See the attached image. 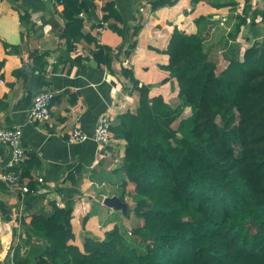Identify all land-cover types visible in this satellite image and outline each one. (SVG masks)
Returning <instances> with one entry per match:
<instances>
[{"label":"trees","instance_id":"obj_1","mask_svg":"<svg viewBox=\"0 0 264 264\" xmlns=\"http://www.w3.org/2000/svg\"><path fill=\"white\" fill-rule=\"evenodd\" d=\"M64 5L63 37L70 52L82 37L78 16L88 5L78 0ZM163 5V0L152 4ZM104 11V21H118L114 2ZM247 14L246 8L230 39L247 24ZM110 28L122 33L116 24ZM204 44L202 36L178 29L172 34L169 63L162 68L176 84L175 105L152 97L150 87L123 70L139 103L118 117L111 132L125 143L122 186L134 192L133 212L142 224L131 234L118 226L103 236L84 232L80 245L72 224L74 200L64 207L54 202L50 214L22 219L33 244L26 256L22 246L14 250V264H264V44L254 42L242 56L238 46L220 71ZM97 47L95 60L110 67L111 50ZM3 66L0 62V71ZM186 108L191 115L173 128ZM28 156L9 171L29 179L33 191L32 174L41 163L32 152ZM76 173L68 176L74 184Z\"/></svg>","mask_w":264,"mask_h":264},{"label":"crops","instance_id":"obj_2","mask_svg":"<svg viewBox=\"0 0 264 264\" xmlns=\"http://www.w3.org/2000/svg\"><path fill=\"white\" fill-rule=\"evenodd\" d=\"M154 1L78 0L88 9L78 16L83 21L82 37L69 52L63 37L68 23L64 0H0V62L4 63L0 71V129H22L23 146L41 163L32 178L44 179L43 183L34 180L35 189L24 196V214H50L51 203L64 207L67 200H74L72 224L80 245L84 232L103 236L114 226L125 227L126 232L120 228L123 233L133 230L134 192L122 186L126 180L122 170L125 143L114 135L109 146L92 139L68 141L75 128L92 138L105 114L114 117L115 125L120 115L137 109L139 96L123 70L131 71L139 85L150 87L152 97L162 96L175 105L176 84L162 68L169 63L166 51L175 29L204 37L205 50L218 67L229 62L238 46L242 56L254 42L264 44V0H163L164 5L156 9ZM108 2L115 3L118 21L103 20ZM246 8L247 24L230 39ZM256 12V25L252 26ZM110 24H116L122 33L112 30ZM98 45L111 50V68L95 60ZM42 92L55 94L51 118L29 125L33 99ZM10 158L11 149L0 144V173L7 171ZM74 170L76 184L68 179ZM114 196L129 205L127 215L104 205L106 198ZM22 198L21 192L10 191L0 182L2 264L13 261L18 246L26 256L33 244L17 237Z\"/></svg>","mask_w":264,"mask_h":264},{"label":"built area","instance_id":"obj_3","mask_svg":"<svg viewBox=\"0 0 264 264\" xmlns=\"http://www.w3.org/2000/svg\"><path fill=\"white\" fill-rule=\"evenodd\" d=\"M54 96L55 94L52 92H42L34 97L32 107L28 114L27 124L44 123L50 120L51 105ZM114 121V117L110 114H105L100 117L92 138L82 130L75 128L69 134L68 141L70 143H82L92 139L100 145L109 146L113 141L111 128L114 125ZM22 136L23 131L20 127L0 129V144L8 146L11 149V158L6 165L7 171L0 173V182L3 183L8 190L21 192L23 195L18 213L19 228L22 227V219L25 217L23 205L24 196L33 192L29 188V179H22L20 175L9 171V169L29 159L28 151L23 146ZM32 180H36L40 183L44 182V179L41 177H36ZM20 233L21 231L19 230L18 235H20ZM10 264H14L13 261Z\"/></svg>","mask_w":264,"mask_h":264},{"label":"rangeland","instance_id":"obj_4","mask_svg":"<svg viewBox=\"0 0 264 264\" xmlns=\"http://www.w3.org/2000/svg\"><path fill=\"white\" fill-rule=\"evenodd\" d=\"M225 68V66L224 65H220L219 67H218V70L220 71V70H222V69H224ZM191 115V109L190 108H186L185 109V111L183 112V114L181 115V117L180 118H178V119H176V121H174V123L172 124V127L173 128H177L179 125H180V123H181V121L184 119V118H187L188 116H190ZM135 204H136V202H135V200H134V197H133V205H132V210H131V214H132V228H131V230L132 229H135V227H137L138 226V217L136 216V214L133 212V208L135 207ZM120 228H122L125 232L127 231L126 229H125V227H123V226H121ZM18 230H20L21 231V233H20V235H17V237H18V240L19 239H23V238H25V233H23L24 232V229L21 227V228H18ZM104 232V231H103ZM103 235H105V233L103 234ZM6 264H10V263H8V262H6Z\"/></svg>","mask_w":264,"mask_h":264},{"label":"water","instance_id":"obj_5","mask_svg":"<svg viewBox=\"0 0 264 264\" xmlns=\"http://www.w3.org/2000/svg\"><path fill=\"white\" fill-rule=\"evenodd\" d=\"M104 205L113 210H121L125 215L128 214L129 205L123 202L119 197H108L104 200Z\"/></svg>","mask_w":264,"mask_h":264}]
</instances>
